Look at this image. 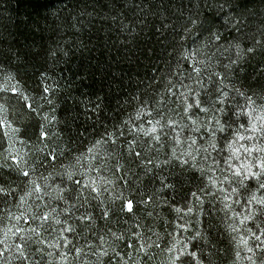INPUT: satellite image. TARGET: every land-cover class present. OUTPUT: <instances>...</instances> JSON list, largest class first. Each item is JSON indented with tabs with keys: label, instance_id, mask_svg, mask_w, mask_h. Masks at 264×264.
<instances>
[{
	"label": "trees",
	"instance_id": "1",
	"mask_svg": "<svg viewBox=\"0 0 264 264\" xmlns=\"http://www.w3.org/2000/svg\"><path fill=\"white\" fill-rule=\"evenodd\" d=\"M0 79V264H264L228 147L264 115V0H0Z\"/></svg>",
	"mask_w": 264,
	"mask_h": 264
},
{
	"label": "snow or ice",
	"instance_id": "2",
	"mask_svg": "<svg viewBox=\"0 0 264 264\" xmlns=\"http://www.w3.org/2000/svg\"><path fill=\"white\" fill-rule=\"evenodd\" d=\"M218 38L219 37H217V39ZM248 51L251 52L252 49H248ZM196 71L199 72V69H196ZM11 90L13 92L16 91L15 88H12ZM45 91H47V89H45ZM240 94L243 95V93H240ZM25 99H27V98L25 97ZM248 99H249V103H254L253 101H251V98H248ZM200 104H201V101L199 99H197L193 102V104H187L185 107V111H187L189 108H193V106L195 105V107L198 110H202L204 112H207L208 109H206V108L200 109L199 108ZM26 106L29 109L31 108L30 104L26 105ZM213 119L215 120V127L220 132H224L226 127H230L226 123H222L220 118L213 117ZM260 120H261V123L259 126L257 125L255 120H253L251 122L250 131L253 134L259 133L262 137H264V117H261ZM3 123L4 122L2 120H0V124H3ZM192 123L195 125L196 121L193 120ZM157 124H159V121H157ZM241 127H243V125H241ZM197 130H199V129H197ZM151 131L153 133H155L157 131L156 127L153 126ZM245 131L247 132V131H249V129H245ZM145 134L147 135L148 133H145ZM46 136H47L46 132H41V137H46ZM215 136H216V132L212 131V139L209 141V147L212 148L213 150L216 149V144L214 142ZM236 136H237L238 140H244L245 139V136L240 135L239 132H237ZM254 138H255L254 135L247 136L248 140H253ZM155 139L159 140V136H156ZM193 143H195V140L193 141ZM228 147H229L230 151H232L233 155L236 156L237 159H239V156L237 154L240 152L241 148L243 149V151L245 153H247V163H244L241 167H238V168H232L230 165V168L233 172L232 180H234L238 185L244 187L245 190H249L248 185L245 184V181H248L249 184H251L253 181H255L256 182L255 183L256 190L257 191L264 190V146L256 145V144H252L251 146H247V145L241 144L240 147L237 148L234 146V142H233V143H229ZM253 153H256V155L253 156ZM136 155L139 156V153H136ZM21 171H22L23 176L27 177L29 175L28 171H24V170H21ZM225 179L227 180L228 178L225 177ZM229 182L231 183L232 181H229ZM32 183L34 185H36L35 181H32ZM213 184H215V181H213ZM166 187H171V185H166ZM93 190H96V189H93ZM4 191H7V190L3 187H0V192H4ZM35 191H37V192L40 191L39 185L35 186ZM232 191L235 192V191H237V189L233 188ZM191 195L195 197L196 193H191ZM61 198H63V197H61ZM227 198L228 197H225V199H227ZM252 201H255L256 204L261 206L259 209V212L261 214H264V196L257 197L253 193L250 196L249 203H251ZM125 209L128 212L133 211V201L132 200H127L126 203L122 204L121 210H125ZM188 210L192 211V208H189ZM102 215L107 216L108 215L107 210H105L102 213ZM248 218H252V217L249 216ZM39 219L43 220L44 222H47V220L49 219V214L48 213L42 214L39 217ZM80 219L81 220H91L92 217L89 216L87 213H85L84 215H82L80 217ZM56 223H60V221L56 220ZM67 231H72V229L68 228ZM253 235L257 241H260L261 237H264V231H262L260 233V235H258V236L255 234H253ZM22 248H23L22 245L20 246V248H18V251H21V254H23ZM249 251H252V249H249ZM176 259H179V257H177ZM173 264H175V260L173 261Z\"/></svg>",
	"mask_w": 264,
	"mask_h": 264
},
{
	"label": "rangeland",
	"instance_id": "3",
	"mask_svg": "<svg viewBox=\"0 0 264 264\" xmlns=\"http://www.w3.org/2000/svg\"><path fill=\"white\" fill-rule=\"evenodd\" d=\"M12 88H14V87L11 86V84H9L7 80H5V79L1 80L0 79V120H2L4 122L1 125H2L3 131L6 132L7 134H9L11 132V128H9L7 126L6 118H5V115L3 113V110H4L5 105H6L5 104L6 96L4 94L6 91H8ZM248 106H249V108L247 109L248 118L246 120L247 125L242 130L243 136H245V139L244 140H238L235 143V146L237 148H239L241 144L247 145V146H251L252 144L264 146V137H262L259 133L253 134L250 131L251 122L253 120H255L257 125L259 126L261 123L260 118L264 117V115L262 114L260 109H258L256 106H254V103H252L251 105H248ZM245 129H249V131L246 132ZM249 135H254L255 138L253 140H248L247 136H249ZM237 155L239 156V159H238L239 162H237V163H240V164H235V165L233 164V168L241 167L244 163H247V153H245L242 148L240 149V152ZM255 155H256V153H253V156H255ZM12 224H13V226H17V227L22 226V223H20L18 218H15L13 220ZM5 236H6L5 241H3V242L4 243L8 242L11 245V246L9 245V247L13 248L14 241L16 240L15 236L12 235L10 232L6 233Z\"/></svg>",
	"mask_w": 264,
	"mask_h": 264
}]
</instances>
